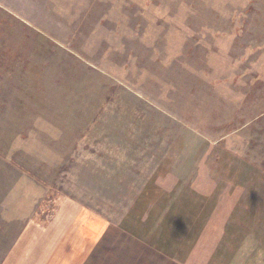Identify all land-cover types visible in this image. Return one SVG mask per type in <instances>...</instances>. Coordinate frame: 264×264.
<instances>
[{"label": "rangeland", "instance_id": "obj_1", "mask_svg": "<svg viewBox=\"0 0 264 264\" xmlns=\"http://www.w3.org/2000/svg\"><path fill=\"white\" fill-rule=\"evenodd\" d=\"M164 157L174 197L139 193ZM26 173L48 193L11 237L62 196L126 211L97 243L53 227L26 264H264V0H0V216Z\"/></svg>", "mask_w": 264, "mask_h": 264}, {"label": "crops", "instance_id": "obj_2", "mask_svg": "<svg viewBox=\"0 0 264 264\" xmlns=\"http://www.w3.org/2000/svg\"><path fill=\"white\" fill-rule=\"evenodd\" d=\"M163 160V159H162ZM163 162L159 164L151 171L148 176L146 184L142 186L139 190V193H152L154 192L153 188L157 187L160 190L159 186H162L165 191L171 190V181L174 178L173 184L176 181L175 171L171 167L165 169L163 174L159 171L161 164H168L169 160L164 157ZM168 161V163H165ZM90 167L94 169V165L89 162ZM94 171V170H93ZM82 177H76L78 183L81 184V187H88V192L90 187H95L98 183L92 179H81ZM171 178V179H170ZM81 179V180H80ZM163 179V181H162ZM157 184V186H155ZM152 186V188L150 187ZM174 187V185H173ZM43 183H40L38 180L33 178L30 174L26 173L19 175L18 178L8 187L7 191L3 195V207L1 213L0 223L3 221H17L18 219H28V222H32V214L35 207V202L38 197L42 195H47L48 192H43L44 189ZM82 192V191H81ZM41 195V196H40ZM133 201V200H132ZM109 199L105 200L104 209L111 210L108 206ZM95 207H90L81 203L80 198L77 197H66L62 196L58 199V204L56 206V211L54 212L52 218L48 220L45 224V227L41 226L39 234L33 236L31 233L32 223L25 222L19 226L18 232L11 237V234L6 228H0V264H6L9 261V264H26V260L30 257H33V250L37 249L39 244L42 243L43 239L47 236L48 232H52L53 227H56V233H61L62 238L65 235L66 227H72V233L75 235L74 239L76 241H89L92 243L101 242L102 240H110L112 238L113 227L123 226L124 223L122 219L126 216V211L121 214V223H114L111 218H109L105 213L100 210L94 209ZM132 208L129 207V209ZM124 209V207H121ZM128 209V210H129ZM149 205L146 207L142 206L139 220H144V216L148 212ZM147 211V213L145 211ZM127 217L125 218V220ZM5 222V221H4ZM4 224V223H3ZM60 227V229H59ZM86 227L88 229H86ZM65 228V229H64ZM122 234L120 238L128 239L131 238V241L145 242V240L138 238L132 233H126L127 230L120 228ZM141 240V241H140ZM24 259V260H23Z\"/></svg>", "mask_w": 264, "mask_h": 264}, {"label": "trees", "instance_id": "obj_3", "mask_svg": "<svg viewBox=\"0 0 264 264\" xmlns=\"http://www.w3.org/2000/svg\"><path fill=\"white\" fill-rule=\"evenodd\" d=\"M202 151V150H201ZM199 153H201V152H199ZM205 152H202L201 154H198V155H196L197 154V152H195V158H194V161H196L197 163H198V165H197V167H196V171H197V174H199L200 175V173L202 174V175H204V171H207V168L205 167L206 165H205V163H206V155L204 154ZM165 169H169V166H164V164H161V167L159 168V171H161V174H163L164 172V170ZM212 177H214L213 175H211ZM194 177V175L192 176V178L191 179H194L193 178ZM210 178V177H209ZM207 180V179H206ZM182 181V180H181ZM181 181H178V183H180ZM189 183L190 182H188V185H189ZM196 183H198V182H195L194 184H196ZM192 184H193V182H192ZM191 184V185H192ZM155 186H157V184H155ZM155 188H157V187H155ZM176 188V187H175ZM174 189V187L171 189V191H165V190H160V191H162V192H164L166 195H167V199H172L173 197H174V192L173 191H175V190H173ZM177 189V188H176ZM195 193L193 194L195 197H197V198H200L199 197V195L200 194H198L196 191H194ZM147 193H149V192H147ZM196 201H194V202H197L198 200L197 199H195ZM200 200V199H199ZM173 203H172V205H171V209L169 208L168 209V212L169 211H171L172 209H173Z\"/></svg>", "mask_w": 264, "mask_h": 264}]
</instances>
